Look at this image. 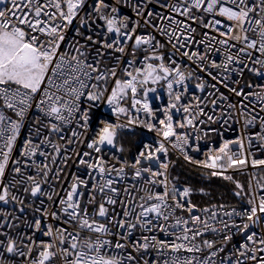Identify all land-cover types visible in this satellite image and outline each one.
I'll return each mask as SVG.
<instances>
[{
  "label": "snow or ice",
  "instance_id": "6c2138e0",
  "mask_svg": "<svg viewBox=\"0 0 264 264\" xmlns=\"http://www.w3.org/2000/svg\"><path fill=\"white\" fill-rule=\"evenodd\" d=\"M0 264H264V0H0Z\"/></svg>",
  "mask_w": 264,
  "mask_h": 264
},
{
  "label": "trees",
  "instance_id": "16d2710c",
  "mask_svg": "<svg viewBox=\"0 0 264 264\" xmlns=\"http://www.w3.org/2000/svg\"><path fill=\"white\" fill-rule=\"evenodd\" d=\"M154 94H150L153 96ZM120 141L125 145L126 151L123 153L126 157H130L136 150L140 142L138 132L126 133L120 132ZM203 170L187 165L181 161H176L170 169L172 177L178 178L183 185H192L195 188L204 187L211 192L212 196L217 200H224L235 204L236 199L232 196L231 189L234 188L229 182L223 181L220 178L207 179L202 175ZM244 180V178H243ZM245 183V180H244ZM207 198H202L199 195L194 197V202H205Z\"/></svg>",
  "mask_w": 264,
  "mask_h": 264
},
{
  "label": "built area",
  "instance_id": "2783aa9c",
  "mask_svg": "<svg viewBox=\"0 0 264 264\" xmlns=\"http://www.w3.org/2000/svg\"><path fill=\"white\" fill-rule=\"evenodd\" d=\"M193 91H194V89H193ZM156 95L162 96L163 100L162 101H157V99H155ZM150 97H151L152 106L154 108H163L168 103L167 95H166V93H165V91L163 89L158 90L157 94H154L153 96H150ZM95 111H96L97 117H106L112 122H117L116 121V117L111 115L110 110L107 108V106H101L100 108L96 109ZM141 115L143 116V114H141ZM121 120H123V118H121ZM120 132H126V133L138 132L139 136H140V142H139V145L137 147V150L130 157H126L123 154V158H127L129 160H133L134 159V157L136 156V154L141 149V147H142V145L144 143H151V142H154L156 139H158L156 137L155 133L149 132L146 128L138 126V125H134L131 128H129V129H122ZM27 133H28V129L27 128L22 130L21 139H20V141H18V144L22 143L23 137L26 136ZM235 135H236V133L233 132L232 130H229V131H227L225 133V137L229 138V139L233 138ZM213 141H216L217 144H218V141H219V138L217 136H215L214 134L212 135L210 140H201V141L198 142L199 145H200V148H201V152H191V151H189V155H191L196 160H203L205 158L204 155H203V152H205L207 150L209 144H211ZM257 155L259 156L260 154L257 153ZM162 159H163V157H162ZM168 159L170 161H172V165H171L170 169L172 168V166L174 165V163L176 161H181V162H183V163H185L187 165L199 168L195 164H191V163L186 162L183 159V156L176 150H170L169 155H168ZM154 167H155V165H154ZM199 169H201V168H199ZM73 171H75V169H73ZM250 171L251 170H248V171L244 172L246 174L247 181H248V178H249V172ZM9 210H12L11 206H9ZM29 218H30V213H29ZM21 227H23V225H21Z\"/></svg>",
  "mask_w": 264,
  "mask_h": 264
},
{
  "label": "rangeland",
  "instance_id": "374dc122",
  "mask_svg": "<svg viewBox=\"0 0 264 264\" xmlns=\"http://www.w3.org/2000/svg\"><path fill=\"white\" fill-rule=\"evenodd\" d=\"M158 90H160V89H158ZM234 175H235V178L240 180L241 183H244V180H245V184L247 183V177H246L245 173H242V174L241 173H235ZM243 178H244V180H243Z\"/></svg>",
  "mask_w": 264,
  "mask_h": 264
},
{
  "label": "water",
  "instance_id": "95a60500",
  "mask_svg": "<svg viewBox=\"0 0 264 264\" xmlns=\"http://www.w3.org/2000/svg\"><path fill=\"white\" fill-rule=\"evenodd\" d=\"M160 99H157V101H162L163 100V97L162 96H159Z\"/></svg>",
  "mask_w": 264,
  "mask_h": 264
}]
</instances>
